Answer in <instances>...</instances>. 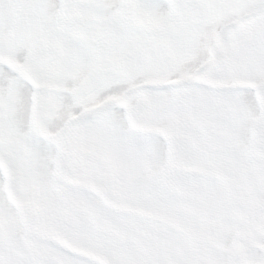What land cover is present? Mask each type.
<instances>
[{
	"label": "snow or ice",
	"instance_id": "6c2138e0",
	"mask_svg": "<svg viewBox=\"0 0 264 264\" xmlns=\"http://www.w3.org/2000/svg\"><path fill=\"white\" fill-rule=\"evenodd\" d=\"M0 264H264V0H0Z\"/></svg>",
	"mask_w": 264,
	"mask_h": 264
}]
</instances>
